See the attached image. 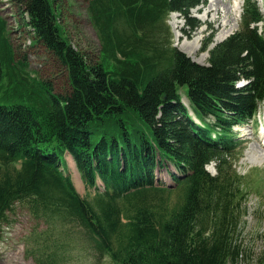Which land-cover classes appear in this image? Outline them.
<instances>
[{
    "label": "trees",
    "instance_id": "1",
    "mask_svg": "<svg viewBox=\"0 0 264 264\" xmlns=\"http://www.w3.org/2000/svg\"><path fill=\"white\" fill-rule=\"evenodd\" d=\"M11 1L64 68L70 91L17 81L13 49L0 43V91L5 81L13 91L0 103V228L19 206L46 235L54 231L55 239L43 238L39 264H62L79 244L90 264H244L251 247L243 218L260 195L261 172H237L244 147L233 127L264 103L258 1L244 0L233 34L211 48L205 42V65L171 47L163 25L178 12L196 26L189 11L205 0H90L102 43L96 62L68 42L64 0ZM5 24L0 18V30ZM66 153L85 187L96 190L90 201L64 172ZM212 161L215 175L205 169ZM167 165L178 172H168L170 186L156 179ZM70 229L74 238L63 239ZM255 264H264V251Z\"/></svg>",
    "mask_w": 264,
    "mask_h": 264
},
{
    "label": "rangeland",
    "instance_id": "2",
    "mask_svg": "<svg viewBox=\"0 0 264 264\" xmlns=\"http://www.w3.org/2000/svg\"><path fill=\"white\" fill-rule=\"evenodd\" d=\"M90 0H64L63 10L60 22L65 30L68 42L80 53L85 55L89 61H98L102 43L99 34L94 28L89 12ZM264 15V0H257ZM219 3L217 13L211 10L215 8V4ZM241 5L239 18L235 17L237 5ZM243 0H205L198 8L189 11V18L194 19L192 22L196 26L188 25L186 18L178 13L171 12L163 19L168 28L169 45L175 47L185 55L187 53L182 50V46L188 44V51L191 55H187L191 60L205 65L208 61V53L202 52V48L209 39L211 45L217 44L229 35L233 34L240 26V18L242 15ZM217 17L215 23H211V19ZM0 18L6 22L5 28L0 30V43L12 48L14 52L15 68H18L19 75L17 81L24 82L25 85L32 86L33 89H39L38 85L47 86L53 93L67 94L70 91L66 72L60 63L50 54L45 47L35 41L32 29L25 26L27 21L26 15H22L21 11L11 0H0ZM238 23H237V22ZM178 22V23H177ZM205 25V30H204ZM219 26V27H217ZM178 27V28H177ZM231 27V32L225 34L223 31ZM258 29L264 33V21L258 23ZM118 30L123 34H128L126 27L119 23ZM201 32V39L197 47H191V43L197 36V32ZM161 29L157 28L155 33L163 36ZM163 38V37H162ZM167 41V40H166ZM185 43V44H184ZM211 48V46H210ZM18 63L20 64H17ZM12 70V68H10ZM4 80L8 79L7 72L9 69L4 66ZM16 71V69H15ZM22 77H24L22 79ZM20 79V80H19ZM3 80V81H4ZM7 81L3 85L2 93L10 95L11 86H7ZM243 83H240L242 85ZM185 86L180 90L182 103L192 111L185 94ZM0 91V103L5 104ZM21 103H29L27 99H20ZM193 119L195 117L192 116ZM196 120V119H195ZM199 122L198 120H196ZM235 133L243 142V155L235 164V168L239 174H246L253 170L261 172V190L258 197H251L248 201V216L244 217L243 234L245 243L251 247V253L244 264H255L259 259L262 251H264V103L260 105L256 117L243 125L234 126ZM66 165L64 172L71 175V179L80 196L91 200L94 190L87 189L83 184L79 173L76 171L73 159L66 153ZM263 158V159H261ZM210 173H215V163L212 162L206 166ZM177 173L173 166L167 165L162 171L156 170L157 180L161 183L171 180L167 177L166 172ZM261 205V218L255 219L254 215ZM259 214V212H258ZM257 232V233H256ZM43 238L53 240V235L45 234V226L43 224L36 227L34 221L31 220L29 214L22 207H16L15 210L8 213L5 222L0 228V264H39L38 262L45 259L43 250ZM73 230L66 231L63 239H73ZM67 260L61 261L62 264H90L91 258L88 257L83 250L81 244L77 247H70L67 251ZM102 264H109L105 259L101 260Z\"/></svg>",
    "mask_w": 264,
    "mask_h": 264
},
{
    "label": "bare ground",
    "instance_id": "3",
    "mask_svg": "<svg viewBox=\"0 0 264 264\" xmlns=\"http://www.w3.org/2000/svg\"><path fill=\"white\" fill-rule=\"evenodd\" d=\"M219 3L221 4V2H218L217 4H215V8H212V9H210V7L206 10V13H209L211 10H214L216 13H217V11H218V6H219ZM237 5V4H236ZM240 10H241V5H237V8H236V16L235 17H237V18H239V16H240V14H239V12H240ZM217 17H214L213 19H211L210 21H211V23H215L217 20ZM237 22V21H236ZM178 23V22H177ZM238 23V22H237ZM217 27H219V26H217ZM178 28V27H177ZM201 32L202 31H198L196 34H197V36H196V38L194 39V41L191 43V47H197V45L199 44V41H200V39H201ZM231 32V27H229L227 30H224L223 31V35H221L220 37H223L225 34L227 35V34H229ZM185 44V43H184ZM182 50L183 51H185L186 53H187V55H191V53L188 51V44H185L184 46H182ZM264 145V144H263ZM261 159H263V158H261Z\"/></svg>",
    "mask_w": 264,
    "mask_h": 264
}]
</instances>
